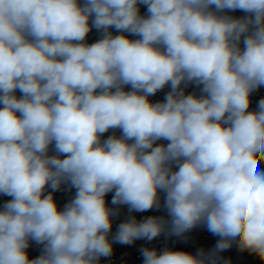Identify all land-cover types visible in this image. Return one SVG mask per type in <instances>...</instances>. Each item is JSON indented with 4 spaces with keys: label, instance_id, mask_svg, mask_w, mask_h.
Masks as SVG:
<instances>
[{
    "label": "clouds",
    "instance_id": "clouds-1",
    "mask_svg": "<svg viewBox=\"0 0 264 264\" xmlns=\"http://www.w3.org/2000/svg\"><path fill=\"white\" fill-rule=\"evenodd\" d=\"M262 86L264 0H0V264H99L114 242L198 226L212 250L142 248L143 264H219L234 245L264 264ZM119 206L167 217L130 215L110 240Z\"/></svg>",
    "mask_w": 264,
    "mask_h": 264
},
{
    "label": "built area",
    "instance_id": "built-area-1",
    "mask_svg": "<svg viewBox=\"0 0 264 264\" xmlns=\"http://www.w3.org/2000/svg\"><path fill=\"white\" fill-rule=\"evenodd\" d=\"M227 15L233 16V17H243L245 15L244 12L240 10L227 12ZM241 47H243V44H241ZM183 87V85H182ZM125 91H130L131 86L126 85L124 88ZM170 91L169 86H165L162 90L158 91L155 95L149 96V100L152 103L155 102H162L166 96V94ZM196 93L197 96L200 95L199 88L195 85H188L185 89V94H191ZM17 97L21 96V93L19 90L15 93ZM264 98V86L257 89L255 92H253L250 96V107L249 110H255L257 108L258 101L260 99ZM2 107V105H0ZM115 134L117 137L121 135V131L119 129L112 130L110 129L108 132L104 133L101 137V139H106L108 136H111ZM157 144H167L168 142L166 140H160L156 142ZM49 154H53V152L50 149ZM259 169L261 171H264V163L259 165ZM48 191H51V189H48ZM76 190L74 188L69 189L66 184L62 185L60 190L55 191L53 193L54 200L58 206V208L62 211L64 208V205L69 202L72 198L75 196ZM48 192H45V195H47ZM114 193L110 192L106 195V203L107 205L111 207H117L111 204L112 196ZM161 195V203H163V193H160ZM6 202L12 197L5 195ZM120 208V214L117 217L112 218V229L111 233L109 234V239L111 240L112 235L115 234L117 231V227L120 223L124 222L128 217L134 216L137 221L143 220L144 218L148 217L149 215H153L155 217H167V212L161 207V209H151L144 212H132L129 213L127 206H119ZM191 249L197 253L199 250L203 249L205 252L210 251L214 248L216 245L219 237L214 236L212 233H210L206 227L198 226L191 230L190 232L186 233L185 236L180 237ZM113 252L110 257H101L99 264H143V256L141 254L142 248H149L153 249L152 246H146L144 245L139 239L134 241L130 245L126 244H119V243H113ZM227 260L229 264H262V261L254 254H250L246 251L241 252L238 251L235 247V245L221 253H219V264H224V261Z\"/></svg>",
    "mask_w": 264,
    "mask_h": 264
},
{
    "label": "rangeland",
    "instance_id": "rangeland-1",
    "mask_svg": "<svg viewBox=\"0 0 264 264\" xmlns=\"http://www.w3.org/2000/svg\"><path fill=\"white\" fill-rule=\"evenodd\" d=\"M139 8H140V14L142 16H146L147 15L146 6L141 4V5H139ZM109 31L113 34V36L121 34L119 31H117L114 28H110ZM124 35H126L129 39H132V40H135V39L139 38L137 36H134V35H131V34H128V33H124ZM100 38H101L100 31H98L97 29L93 28V32H92V36H91L89 44L96 42ZM4 203H6L5 195L0 194V210L3 209ZM149 216H153V215H149ZM175 239L178 240V241H183L180 237L168 236L166 234H161L160 236H158V237L153 239L152 248L157 250L158 252L163 247H165L167 249H170V250H173V251H184L182 249V247H180V246L173 247V246H168L167 245L169 241H171V240L175 241ZM140 240H142V239H140ZM41 250H42V245H38V244H36L33 241H30V246H29L28 249H26V251L28 253V256H29V259H34V258L38 257L41 254ZM184 252H189V253H192V254H196L195 251L193 249H191L190 247H189V251H184Z\"/></svg>",
    "mask_w": 264,
    "mask_h": 264
},
{
    "label": "trees",
    "instance_id": "trees-1",
    "mask_svg": "<svg viewBox=\"0 0 264 264\" xmlns=\"http://www.w3.org/2000/svg\"><path fill=\"white\" fill-rule=\"evenodd\" d=\"M79 2L82 4V3H83V0H79ZM90 24H91V22H90ZM92 32H93V28H92V30L88 33V35H87V37H86L85 42H86L87 44H89V42H90V39H91V36H92ZM139 240H140V239H139ZM140 241H141L144 245H146V246H152V242H153V240H151V241H147L146 239H142V240H140ZM167 245H168V246H173V247L180 246V247H182V249H183L184 251H189V246H188L184 241H178V240L175 239V241H174V240L169 241ZM164 249H166V248L163 247L162 249H160L159 252L163 251Z\"/></svg>",
    "mask_w": 264,
    "mask_h": 264
},
{
    "label": "water",
    "instance_id": "water-1",
    "mask_svg": "<svg viewBox=\"0 0 264 264\" xmlns=\"http://www.w3.org/2000/svg\"><path fill=\"white\" fill-rule=\"evenodd\" d=\"M91 22V19L89 20V23Z\"/></svg>",
    "mask_w": 264,
    "mask_h": 264
}]
</instances>
